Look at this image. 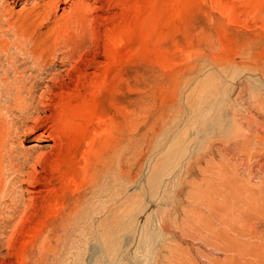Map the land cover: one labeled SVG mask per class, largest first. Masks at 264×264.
Returning a JSON list of instances; mask_svg holds the SVG:
<instances>
[{
    "label": "rangeland",
    "instance_id": "obj_1",
    "mask_svg": "<svg viewBox=\"0 0 264 264\" xmlns=\"http://www.w3.org/2000/svg\"><path fill=\"white\" fill-rule=\"evenodd\" d=\"M5 1L0 264H264V0Z\"/></svg>",
    "mask_w": 264,
    "mask_h": 264
},
{
    "label": "bare ground",
    "instance_id": "obj_2",
    "mask_svg": "<svg viewBox=\"0 0 264 264\" xmlns=\"http://www.w3.org/2000/svg\"><path fill=\"white\" fill-rule=\"evenodd\" d=\"M17 1H18V0H17ZM19 1H20V0H19ZM59 1H61V0H59ZM86 1H87V0H82V3H81V4H80L79 2H77V3H79V5H78L77 3H74V0H65V2H63V4H65V5H70L72 12L75 11L76 13H79V15H80V17H81V15L84 14V13L86 12V9H87L86 3H85ZM90 1H91V0H90ZM95 1H96V3H97L99 0H95ZM2 2H4V1H2ZM7 2H8V0L5 1V4H7ZM42 8H44L43 12H42V11H39V9H42ZM56 8H57V6H56L54 0H48V2L45 4L44 7H38V9H35V10H33L32 12L30 11L31 13L29 14V16H32V14H34V13L36 12V10H38V12H42V13H39L38 16H36V18H37V19H42V20H44V18H45V14H46L47 10H48V9H51V10L55 9V10H56ZM55 10H54V11H55ZM51 13H52V12H51ZM73 13H74V12H73ZM76 13H75V14H76ZM70 14H71V13H70ZM47 15H48V14H47ZM47 15H46V18L49 17V16H47ZM83 16L85 17L86 14L83 15ZM21 17H22V16H21ZM50 17H51V16H50ZM72 17H73V16H72ZM72 17H71V18H72ZM75 17H76V15H75ZM81 18H82V17H81ZM72 19H73V18H72ZM72 19H71V21H72ZM74 19H76V18H74ZM83 20H84V21H83ZM85 20H86V18H84V19H82V20H80V18H79V21H81V23H82V21L85 22ZM45 21H48V20H45ZM49 21H50V20H49ZM69 21H70V19H69ZM76 21H77V19H76ZM18 22H19V21H18ZM64 22H65V20H64ZM6 23H8V22H6ZM42 23H43V21H42ZM78 23H79V22H78ZM83 24H84V23H83ZM43 25H44V24H43ZM16 26H17V24H16ZM20 26H21V25H20ZM14 27H15V25H14ZM14 27H13V28H14ZM10 28H12L11 25H9V29H10ZM40 28H41V26H40ZM3 29H4V28H3ZM3 29H2V30H3ZM41 29H42V28H41ZM7 30H8V29H7ZM15 30H18V29H15ZM15 30H14V32H15ZM3 32H4V31H3ZM14 32L12 31V33H14ZM12 33H11V34H12ZM18 33H19V32H18ZM34 33H35V32H34ZM34 33H33V34H34ZM36 33H37V32H36ZM36 33H35V34H36ZM15 34H16V33H15ZM29 34H30V33H29ZM35 34H34V35H35ZM37 34H38V33H37ZM37 34H36V35H37ZM51 34H52V33H51ZM17 35H18V34H17ZM19 35H20V34H19ZM19 35H18V36H19ZM39 35H40V34H39ZM39 35H38V39H39ZM67 35H69V34H67ZM1 36H2V35H1ZM21 36H22V34H21ZM52 36H53V35H52ZM31 37H33V36H31ZM3 38H4V36H3ZM16 38H17V37H16ZM18 38H22V39H23V36H22V37H18ZM24 38H25V36H24ZM36 38H37V36H36ZM4 39H5V38H4ZM9 39H10V38H9ZM28 39H30V35H29ZM70 39H72V37H71ZM77 39H78V37H77ZM20 40H21V39H20ZM23 40H25V39H23ZM36 40H37V39H36ZM36 40H35V41H36ZM50 40H51V39H50ZM68 40H69V39H68ZM14 41H15V40H14ZM30 41H32V39H31ZM41 41H42V40H41ZM8 42H9V41H8ZM12 42H13V41H12ZM28 42H29V41H28ZM32 42H34V40H33ZM56 42L59 44V41H56ZM70 42H71V41H70ZM72 42H73V41H72ZM74 42H75V41H74ZM9 43H11V42H9ZM42 44H47V43H46V42H45V43L43 42ZM3 45H4V44H3ZM14 45H15V44H14ZM51 45H52L51 48H53V47H54V46H53L54 44H51ZM75 45H76V43H75ZM75 45H74V46H75ZM1 46H2V45H1ZM5 46H6V45H5ZM20 46H21V45H20ZM49 46H50V45H49ZM74 46H73V47H74ZM13 47H15V46H12V48H13ZM22 47H25V46H21L20 50L22 51V50L24 49V50H26V52H27V49H25L26 47L23 48V49H22ZM47 47H48V46H45V45H35L33 48H32V47H31V48H32V52L43 54V53H46V52L49 50L50 47H49V48H47ZM8 48H9V47H8ZM16 48H17V47H16ZM4 49H5V48H4ZM9 49H10V48H9ZM14 49H15V48H14ZM18 49H19V48H18ZM47 49H48V50H47ZM56 49H57V48H56ZM1 50H3V47H1ZM5 50H6V49H5ZM5 50H4V52H5ZM16 50H17V49H16ZM57 50H58V49H57ZM21 51H20V52H21ZM49 51H50V50H49ZM54 51H55V50H54ZM71 51H72V50H71ZM9 52H10V51H9ZM23 53H24V52H23ZM6 54H9V53H6ZM28 54H29V51H28ZM28 54H27V55H28ZM31 55H33V54H31ZM31 55H30V56H31ZM53 55H54V54H53ZM24 56H26V55H24ZM30 56H28V57H30ZM37 56H38V54H37ZM37 56H32V57L35 58V57H37ZM48 56H49V55H48ZM8 58H9V57H8ZM10 58H11V57H10ZM10 58H9V59H10ZM11 59H12V58H11ZM13 59H14V58H13ZM26 59H27V58H26ZM35 59H36V58H35ZM35 59H34V60H35ZM38 59H39V58H38ZM40 59H41V57H40ZM30 60H32V58H31ZM42 60H44V58H43ZM11 61H12V60H11ZM13 61H14V60H13ZM15 62H16V61H15ZM15 62H14V63H15ZM36 62H37V61H36ZM43 62H44V61H43ZM45 63H46V62H45ZM34 64H35V63H34ZM38 64H39V63H37V65H38ZM20 65H21V64H20ZM22 65H23V64H22ZM35 65H36V64H35ZM43 65H44V64H43ZM15 66H16V65H15ZM44 67H45V66H44ZM15 68H17V67H15ZM39 69H40V68H39ZM43 69H44V68H43ZM86 70H87V69H85V71H86ZM15 71H16V70H15ZM33 71H35V70H33ZM23 72H24V71H23ZM18 73L20 74V72H18ZM39 73H40V72H39ZM80 79H81V78H80ZM22 80H23V79H22ZM26 81H27V79H26ZM30 87H31V86H30ZM32 87H33V86H32ZM31 89H32V88H31ZM17 91H18V90H17ZM29 92H30V91H29ZM32 94H33V93H32ZM0 95H1V94H0ZM1 96H2V95H1ZM17 99H18V98H17ZM21 101H22V100H21ZM16 102L18 103L17 100H16ZM25 102H26V101H25ZM16 105H17V104H16ZM55 106H56V105H55ZM21 107H22V106L20 105L19 109H20ZM25 107H26V109H27V106H25ZM42 108H43V107H42ZM54 108H55V107H54ZM21 109H23V108H21ZM26 109H25V110H26ZM28 112H29V111H28ZM26 113H27V112H26ZM2 124H3V123H2ZM0 127H1V126H0ZM4 128H5V126H4ZM4 128H2L3 130L0 128V129L2 130V132L4 131ZM5 131H7V130H5ZM3 134H5V133H3ZM0 135H2V134H0ZM2 136H4V142H6V139H8V136H9V135L7 136V133H6V135H2ZM5 136L7 137L6 139H5ZM1 142H3V141H1ZM1 142H0V143H1ZM4 142H3V143H4ZM3 143L1 144L2 147H0V152H1V153H2V151L5 152V147H7V144L5 145V143H4V144H3ZM3 154H5V153H3ZM3 154H2V155H3ZM2 155H0L1 159L4 157V156L2 157ZM0 162H2V161L0 160ZM8 162H9V161H8ZM0 168H1V167H0ZM0 177H1V176H0ZM0 184H1V182H0ZM213 187H214V186H213ZM212 189H213V188H212ZM213 190H214V189H213ZM213 190H210V191H213ZM216 190H217V189H216ZM215 193H216V192H215ZM215 193L213 192V194H215ZM218 193H219V191H218ZM215 195L217 196V193H216ZM216 196H215V197H216ZM223 196H224V195H223ZM207 197H209V196H207ZM220 197H222V195H220ZM236 197L238 198V201H239V198H240V197H238V196H236ZM236 197L233 198L232 202H233V201H234V202H238V201H236V200H237ZM205 198H206V197H205ZM205 198H204V199H205ZM216 198H219V197H216ZM223 198H224V197H223ZM202 199H203V198H202ZM204 199H203V200H204ZM227 199H229V198H227ZM234 199H235V200H234ZM240 199H241V198H240ZM206 200H208V199H206ZM225 200H226V199H225ZM204 201H205V200H204ZM208 201H209V200H208ZM211 201H212V200H211ZM227 201H229V200H227ZM209 202H210V201H209ZM209 202H208V203H209ZM204 203H205V202H204ZM242 203H244V202L242 201ZM213 204H214V203H213ZM214 205H216V204H214ZM244 205H247V204L244 203ZM202 206H203V205H202ZM237 206H238V205H237ZM219 207H220V205H219ZM245 207H246V206H245ZM223 208H224V207H223ZM226 208H227V207H226ZM228 208H229V207H228ZM234 208H235V204H234ZM239 208H240V207H239ZM248 208H249V207H248ZM230 209H231V208H230ZM13 210H14V209H13ZM228 210H229V209H228ZM246 210H247V208H246ZM250 210H251V209H250ZM255 210H256V209H255ZM239 211H241V210L239 209ZM198 212H199V211H198ZM250 212H253V211H250ZM256 212H257V211H256ZM233 213H234V211H233ZM239 213H240V212H239ZM222 214H223V213H222ZM237 214H238V213H237ZM256 214L259 215L258 213H256ZM194 215H195V214H194ZM215 215H216V214H215ZM220 215H221V213H220ZM233 215L235 216V214H233ZM195 216H196V215H195ZM195 216H194V217H195ZM211 216H212V215H211ZM216 216H217V215H216ZM221 216H222V215H221ZM240 216H241V215H240ZM222 217H223V216H222ZM238 217H239V216H238ZM217 218H218V217H217ZM233 218H234V217H233ZM233 218H232V220H233ZM263 218H264V216H263ZM204 219H205V218H204ZM218 219H219V218H218ZM246 219H247V218H246ZM220 220H221V219H219V221L216 220V221H217L216 223L218 224V222H220ZM236 220H237V219H236ZM261 220H262V218H261ZM233 221H234V220H233ZM258 221H259V219H258ZM199 223H200V222H199ZM216 223H214V225H215ZM263 223H264V221H263ZM263 223H262V224H263ZM222 225H223V223H222ZM199 226H200V225H199ZM226 226H227V225H226ZM262 226H263V225H262ZM224 227H225V226H224ZM257 228H258V227H257ZM263 228H264V226H263ZM226 229H227V228H226ZM228 229H229V228H228ZM234 229H235V228H234ZM205 230H206V227H205ZM199 231H200V230H199ZM261 231H264V230L262 229ZM206 232H207V230H206ZM208 232H209V230H208ZM215 232H216V231H215ZM217 233H219V232H216V235L219 236L220 233H219V235H218ZM238 233H239V232H238ZM243 233H244V232H243ZM243 233H242V235H243ZM246 233H247V232H246ZM250 233H251V232H250ZM261 233H263V232H261ZM211 234H212V233H211ZM253 234H254V233H253ZM253 234H251V235L253 236ZM255 235H256V234H255ZM222 236H223V234H222ZM245 236H246V235H245ZM247 236H248V234H247ZM242 238H243V237H242ZM250 238H252V237H250ZM227 241H228V240H227ZM257 241H258V239H257ZM227 243H229V242H227ZM227 243H226V242H223L224 245L227 244ZM259 243H260V242H259ZM236 244H237V243H236ZM236 244H235V245H236ZM261 244H262V243H261ZM261 244H259V245L257 244V245L260 246ZM228 245H229V244H228ZM228 245H226V247H227ZM239 245H240V244H239ZM242 245H243V244H242ZM254 245H255V244H254ZM263 245H264V244H263ZM218 246L221 247V248H224V247H225V246H223V245H221V246L218 245ZM222 246H223V247H222ZM215 247H216V246H215ZM226 247H225V249H227V250H229V248H231L230 246H228L229 248H226ZM232 247H233V246H232ZM253 247H254V246H253ZM233 248H234V247H233ZM259 248H260V247H259ZM214 249H215V248H214ZM236 249H237V248H236ZM257 249H258V248H256V250H257ZM260 249H261V248H260ZM263 249H264V247H263ZM216 250H217V248H216ZM252 250H253V249H252ZM261 250H262V249H261ZM254 251H255V250H254ZM247 252H248V251H246V254L248 255ZM251 252H252V251H251ZM256 252H257V253H256ZM236 254H237V253H236ZM251 254H252V253H251ZM259 254H260V252H259ZM259 254H258V251H255L256 258L259 257ZM241 255H242V254H241ZM255 255L252 254L251 257H252V256H255ZM257 255H258V256H257ZM263 255H264V253H263ZM248 256H249V255H248ZM260 256H261L262 258H264L262 255H260ZM251 257H250V258H251ZM256 258H255V259H256ZM257 259H258V258H257ZM260 259H261V258H260ZM261 260H263V259H261ZM263 261H264V260H263ZM258 262H259V261H258ZM238 263L240 264V262H235V264H238ZM242 263H243V262H242ZM259 263L261 264L262 262L260 261ZM247 264H248V263H247Z\"/></svg>",
    "mask_w": 264,
    "mask_h": 264
}]
</instances>
